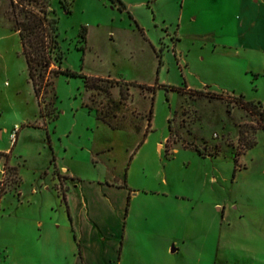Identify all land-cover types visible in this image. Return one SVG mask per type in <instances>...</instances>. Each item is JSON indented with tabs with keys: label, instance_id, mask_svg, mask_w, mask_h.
Instances as JSON below:
<instances>
[{
	"label": "rangeland",
	"instance_id": "1",
	"mask_svg": "<svg viewBox=\"0 0 264 264\" xmlns=\"http://www.w3.org/2000/svg\"><path fill=\"white\" fill-rule=\"evenodd\" d=\"M50 6L63 68L104 79L125 104L106 108V92L60 75L40 105L11 0H0V264L26 256L15 233L30 213L22 203L71 227L68 187L97 264H264V120L237 100L264 109V0ZM85 104L110 110L117 129ZM92 217L101 231L88 239Z\"/></svg>",
	"mask_w": 264,
	"mask_h": 264
},
{
	"label": "trees",
	"instance_id": "2",
	"mask_svg": "<svg viewBox=\"0 0 264 264\" xmlns=\"http://www.w3.org/2000/svg\"><path fill=\"white\" fill-rule=\"evenodd\" d=\"M61 3L64 9H66V2L61 1ZM120 8L124 10L126 7L123 3H121ZM53 13L54 12L51 10L50 6V0H11V29L20 37L29 79L32 83L39 104H42L44 94L54 85L55 79L60 75H66L72 77H82L87 91L103 90V92H106V108L109 107L111 109L113 106L120 107L121 105H124V99H121L120 101L113 100L111 98L110 91L99 85L100 82H105L104 79L86 76L73 70L63 68L65 53L61 50L59 45V20L54 17ZM81 37L83 40L87 38L86 28L81 30ZM167 88L179 90V88L173 86H169ZM212 96L217 97L219 95L213 94ZM237 100L242 108L247 110L249 113L260 114V118L264 120V109L262 110L260 103L245 101L243 96H240ZM85 106L89 109V111H94L96 113L98 120L107 123L114 129H117L111 121V119L116 115H112L110 110L105 111L98 107L95 108L89 104H85ZM151 117L152 115H150L148 119L149 125ZM140 130L141 128L138 127L136 132L139 133ZM143 142L144 141H142L141 144ZM199 152L201 153V151ZM5 155L7 163L9 155ZM11 169L14 176L18 178L17 169L15 167H12ZM59 177L60 179L63 178L61 176ZM62 196L63 200L66 201L64 192H62Z\"/></svg>",
	"mask_w": 264,
	"mask_h": 264
},
{
	"label": "crops",
	"instance_id": "3",
	"mask_svg": "<svg viewBox=\"0 0 264 264\" xmlns=\"http://www.w3.org/2000/svg\"><path fill=\"white\" fill-rule=\"evenodd\" d=\"M143 31L146 32L144 29ZM152 44L155 45L156 43L152 41ZM68 176L72 179V182L77 180L72 175L68 174ZM0 182H2V179H0ZM69 189L70 187H68L67 193H65L66 201L63 200V196L61 197L71 225L68 230L66 227L61 228V226L56 225L53 222V216L51 214L41 216L40 212L34 211L32 209L34 202L31 200L26 201L25 204L22 203L30 208V213H25L26 216L15 233L18 232L19 244L25 249V254L26 256L28 254V257L24 255L21 260H13V264H97V260L89 255L90 251H87V248L91 249V247L88 246L86 248V242H83L82 245L78 239L68 200ZM6 194L7 189L0 185V211L2 199ZM18 197H21L20 192H18ZM90 222L92 225H90V236H88V239L91 236L97 238V235L101 231L100 221L96 217H92ZM95 241L96 243L93 249L96 253H99L101 247L99 242L97 240Z\"/></svg>",
	"mask_w": 264,
	"mask_h": 264
}]
</instances>
